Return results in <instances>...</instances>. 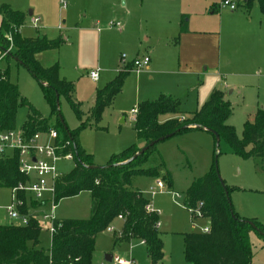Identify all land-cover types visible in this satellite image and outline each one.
Here are the masks:
<instances>
[{
  "label": "rangeland",
  "instance_id": "rangeland-1",
  "mask_svg": "<svg viewBox=\"0 0 264 264\" xmlns=\"http://www.w3.org/2000/svg\"><path fill=\"white\" fill-rule=\"evenodd\" d=\"M230 1L235 4V10L220 7L212 12L213 3L221 4V0H0V4L25 14L23 36H34L35 28L39 27V35L45 33L49 39L59 37L62 40L57 49L42 51L39 63L43 67L55 63L59 65V77L73 85L71 101L60 93L57 113L45 98L40 82L22 64L2 58L0 70L6 71L20 95L39 111L49 127L60 131L63 126L68 130L81 126L77 133L79 146L92 155L95 165L103 166L113 154L125 147L131 144L141 146L143 140L136 136L130 111L137 109L138 102L154 98L153 95L149 97L147 91L157 77L150 78L144 68H132L124 79L121 91L103 108L99 120L94 122L89 119L88 110L96 90L109 82L119 67H129L127 62L142 58L146 52L151 56L154 50L176 49L180 23L187 30L214 31L216 43L220 44L221 62L227 43L226 24L234 21L236 15H246L247 20L251 19L248 23L256 26L264 37V19L258 3L252 0L247 8L243 0ZM30 10L34 11L32 15L28 14ZM39 13H43V24L41 19L33 24L31 18H36ZM111 22H119L121 28L109 26ZM172 26L176 31L165 40L166 29ZM123 30L126 32L120 34ZM121 55H125V63H122ZM95 69H99V75L97 81L92 82L88 74ZM237 72L241 71L237 69ZM209 73L210 68H207L203 86L224 77ZM258 73L255 77H236L235 84L244 85L243 97L237 92H230L231 87L225 90V97L230 99L232 107L226 123L235 128L238 138L242 137L244 122L253 118L257 107L264 110V69ZM204 98L203 101L207 100L209 95ZM72 102L80 110L79 115ZM27 113L26 105L18 107L15 131L23 128ZM122 118L124 122H120ZM211 137L206 132L194 131L157 142L146 152L141 166L156 169L158 174L133 175L130 179L131 187L138 189L159 215L162 257L158 264H189L184 258V235L201 231L208 221L196 216L198 206H186V192L194 179L207 172L213 159L218 174L230 190V202L236 214L260 224L261 230H248L247 241L252 262L264 264V160L239 157L230 151L224 140L219 141L215 150ZM73 166V160L57 161L60 175L70 172ZM167 173L171 175L170 184L163 178ZM157 180L161 181L164 189L153 194L150 187L155 186ZM9 195L10 188L0 186V224L16 222L10 219L6 210L10 204ZM45 197L51 199L48 193ZM53 203L55 218H87L90 214V194L87 191ZM48 212L49 203L39 209L40 216ZM43 223L48 225V221L43 220ZM119 225L120 220L115 218L108 226L111 231L107 227L97 233L91 264H115L105 260L106 254L131 259L134 264H151L140 240L132 238L113 242ZM43 243L49 245L48 236Z\"/></svg>",
  "mask_w": 264,
  "mask_h": 264
},
{
  "label": "trees",
  "instance_id": "trees-1",
  "mask_svg": "<svg viewBox=\"0 0 264 264\" xmlns=\"http://www.w3.org/2000/svg\"><path fill=\"white\" fill-rule=\"evenodd\" d=\"M249 8L252 0H243ZM264 18V0H255ZM0 59H13L22 64L40 82L44 96L58 113L55 94H63L71 101L73 85L59 77L57 63L43 67L36 59L39 52L57 49L62 40L44 36L25 37L20 33L25 14L0 4ZM131 67H121L118 73L95 92L94 102L88 110L89 119L97 122L103 108L118 94ZM20 105H26L28 113L21 131L26 135L45 132L51 127L38 110L19 93L6 71L0 70V131L16 126V113ZM75 107V104L72 102ZM77 115L80 110L75 107ZM231 104L224 99V92L213 90L206 102L197 109L183 112L179 101L170 95L160 94L154 100L141 101L133 120L136 136L148 145L150 141L173 133L182 134L191 130L209 129L224 140L230 151L239 157L264 160V110L257 109L251 120L243 124L242 137L236 136L235 128L226 123L231 114ZM171 115L166 119L161 117ZM61 121V120H60ZM81 127V126H80ZM63 130L52 127L57 133L62 150L73 154L74 166L67 174L59 175L54 183L53 201L72 197L80 192L90 194V214L87 218L55 219L60 224L49 245L43 243L47 236L40 230L37 214H29L25 225L0 224V264H91V254L97 233L105 230L121 215V227L114 239L140 240L146 249L151 264H158L162 257V240L158 231L159 215L148 212V200L140 191L131 187L133 175H157L156 169L141 166L146 151L137 154L140 147L131 144L113 154L108 163L97 166L92 155L78 144L80 129ZM219 146V145H218ZM218 146H214L217 150ZM171 183L169 173L163 176ZM26 176L19 171L18 154L0 156V186L12 188L25 183ZM225 189L217 178L214 159L207 172L192 181L187 189L186 206H198L201 217L209 223L210 231H193L184 235V258L189 264H255L247 241L250 228L259 229L254 219L239 217L234 211ZM17 196L24 201L20 212L27 213L30 207L40 204L23 191ZM199 203L201 205L199 206Z\"/></svg>",
  "mask_w": 264,
  "mask_h": 264
},
{
  "label": "crops",
  "instance_id": "crops-1",
  "mask_svg": "<svg viewBox=\"0 0 264 264\" xmlns=\"http://www.w3.org/2000/svg\"><path fill=\"white\" fill-rule=\"evenodd\" d=\"M220 7L226 6H222L220 3L214 2L212 5V12L217 11V8L219 10ZM33 12L31 11V15ZM38 16L36 17V22H33V18H31V22H33V24H36L39 19H41V23L43 24V13H39ZM250 20L246 19V15L239 14L236 15V19H234V21L226 24L227 43L224 53L222 54L224 57L222 60L223 62H221L220 44L216 43L217 39L214 31L197 29L187 30L180 23L176 49L162 50L161 52L160 50H154L151 56L150 53L146 52V55L149 56L150 60L147 67L144 68L145 74L149 75L150 78H157L156 82L151 83L150 90L147 91V94L150 95L149 97L153 95L152 97L154 98L144 99L142 101L154 100L160 94H167L179 101L180 109L183 112H190L194 111L206 102L208 99L203 101L205 99L204 97H206V95L210 96L211 92L215 89L223 91L224 99L229 103L230 99L225 97L226 88L231 87L230 92H237L238 95L243 97L241 93L244 85L235 84L236 77H255L259 75L258 72L260 69H264V37H262L261 31L256 28V26L254 27L253 24H250ZM248 21H250V23H248ZM24 26L25 25L20 27L19 31L21 34ZM41 27L42 26H40V28ZM119 27L121 28V24ZM169 28L171 29L168 30ZM169 28L166 29L167 37L165 40H168V37H171L170 35H174L173 33L176 31L173 26ZM35 29L36 33L34 36L25 37L47 36L45 33L43 35H39V27ZM125 32L126 30H123L120 34ZM146 39L149 38L147 37ZM41 53L42 52H39L35 55L38 61ZM126 65L131 67V69L133 68L131 61L127 62ZM202 65H205L203 69ZM207 68H210V75H224L223 78L221 77L216 81V83H213L216 84L214 86L212 83L208 86H203V76L205 75ZM119 69L120 67L118 70ZM237 69L241 72H237ZM118 70L116 74L118 73ZM233 78H235V80ZM96 81L92 80V82ZM262 107H264L263 104ZM259 108L260 107H257V109ZM130 115L133 123L135 114L130 112ZM168 117H171V115H164L161 118L166 119ZM120 122H124V119L122 118ZM194 131L211 134L204 129L191 130L188 132ZM211 136L214 146V136L212 134ZM140 145L141 146L139 147L144 146L145 142L142 141ZM118 219L120 220V230L122 221L120 218ZM207 225H209V223H207L206 226Z\"/></svg>",
  "mask_w": 264,
  "mask_h": 264
},
{
  "label": "built area",
  "instance_id": "built-area-1",
  "mask_svg": "<svg viewBox=\"0 0 264 264\" xmlns=\"http://www.w3.org/2000/svg\"><path fill=\"white\" fill-rule=\"evenodd\" d=\"M221 5L228 7L230 10H235V4L230 0H221ZM65 8V6H63ZM36 18L32 21L36 22ZM111 27H119L118 22L109 23ZM149 56L145 55L142 58H136L131 61L132 67L135 70H139L147 67L149 63ZM122 63H125V55L121 56ZM99 69H95L89 72L88 76L93 81L98 79ZM132 114H136V109H131ZM57 133L54 129L50 128L45 132H35L32 135H26L21 130L15 131L6 130L0 131V156H8L12 153L18 154V167L19 171L26 176L25 183H18L16 186L10 189V204L6 207L8 216L11 220L16 221L15 224L25 225L28 221L29 214H37V218L40 222V230L44 232L51 242V238L55 233L59 223L55 225V218L53 216V191L54 183L59 177L60 173L57 168V161L59 160H73V154L71 150H62L59 141L56 140ZM164 189L161 181L157 180L155 186L150 187L151 193L161 192ZM19 191L25 192L33 200L37 201L40 206L38 208L28 209L27 213L23 214L19 208L23 205L24 201L17 196ZM50 195L51 199L45 197L46 194ZM47 203L50 204V212L39 215V208H42ZM201 203H199V206ZM145 209L148 212H156L149 204ZM196 216H201L199 208L196 212ZM118 218H122L118 215ZM48 221V225L43 223ZM159 225V224H158ZM111 231V227L107 228ZM202 232L208 233L210 231L209 225L204 226L201 229ZM115 264H134L131 259H125L119 256H112V260Z\"/></svg>",
  "mask_w": 264,
  "mask_h": 264
},
{
  "label": "water",
  "instance_id": "water-1",
  "mask_svg": "<svg viewBox=\"0 0 264 264\" xmlns=\"http://www.w3.org/2000/svg\"><path fill=\"white\" fill-rule=\"evenodd\" d=\"M28 14L31 15V11H29ZM55 96H56V99L58 100V94L57 93L55 94ZM204 130L210 132L214 136L215 146H218L219 145V135L216 132L212 131V130H209V129H204ZM172 135H173V133H170V134L161 136V137H159L157 139H154V140L150 141L148 145H144L142 148H140V150L137 152V154L143 153L144 151L147 150V148L149 146H152V145L156 144L159 141H162V140H164L166 138H169ZM214 164H215V167H216L217 178L219 180V183L222 186V188L225 189V184H224L222 178L220 177V175L218 174V170H217V166H216V161H214ZM105 260L106 261H111L112 260V255L111 254H106L105 255Z\"/></svg>",
  "mask_w": 264,
  "mask_h": 264
}]
</instances>
